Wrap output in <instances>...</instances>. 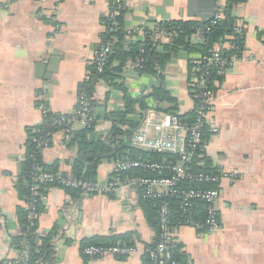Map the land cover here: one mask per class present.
Returning a JSON list of instances; mask_svg holds the SVG:
<instances>
[{"label":"crops","instance_id":"1","mask_svg":"<svg viewBox=\"0 0 264 264\" xmlns=\"http://www.w3.org/2000/svg\"><path fill=\"white\" fill-rule=\"evenodd\" d=\"M124 4L126 30L156 22L200 23L201 15H211L214 9L196 0H124ZM0 7V264H17L20 253L10 238L20 232L17 209L26 205L16 183L27 131L42 122L36 108L39 95L45 93L48 110L54 114H69L75 108L78 87L99 51L108 0H0ZM231 14L244 29L242 53L238 64L227 66L221 80L212 83L215 103L209 121L217 131L206 134L203 149L210 168L224 174L218 186L221 228L212 235L197 227L177 229L175 236L191 264H264V0H246ZM191 57L181 50L161 72L164 88L177 100L179 115L192 108L187 89L193 77ZM51 59L58 64L50 83L37 79V65H48ZM122 78L134 98L160 85L155 77L127 69ZM93 102L99 118L94 133L104 136L111 123L103 117L122 109V93L101 83ZM135 113L128 119L136 120L145 112L136 108ZM67 142L61 133L53 134L41 152L44 166L70 172L76 150ZM112 163L98 165L96 180L107 179ZM42 206L36 234L44 237L55 226L62 233L60 242L53 241L54 259L49 264H145L140 252L125 260L80 254L83 241L96 237L132 233L139 251L155 240L136 188L127 205L113 196L72 199L64 190L50 188Z\"/></svg>","mask_w":264,"mask_h":264},{"label":"built area","instance_id":"2","mask_svg":"<svg viewBox=\"0 0 264 264\" xmlns=\"http://www.w3.org/2000/svg\"><path fill=\"white\" fill-rule=\"evenodd\" d=\"M212 1L214 3L213 18L207 26H199L194 30L190 36L191 44H202L205 41L204 36L224 17L223 7L226 0ZM124 5V0H108V10L105 15L107 20L111 22L114 17L118 16ZM1 11L2 8L0 7V16L2 15ZM163 23L156 22L149 25L146 23L134 29L126 30L127 38H129L128 40H143L148 31L154 44H168L174 32L161 26ZM110 32L109 27H103L102 33L109 34ZM243 35V27L234 24L231 34L227 35L226 39L234 41L236 38L242 39ZM113 41L112 36H109V39L104 42L100 41L99 51L92 61L98 74L102 72L106 58L112 52ZM237 49L229 42L216 44L208 50L207 55L198 57L191 63L193 65L191 69L193 77L187 84V89L192 102L193 122L181 121L176 116L156 113L153 110L142 114L138 127L133 131L130 148L159 156H168L169 161L151 162L141 160V158L113 161L112 171L104 182L64 179L56 174L44 172L38 163L33 162L28 176L31 198L25 206L28 210L27 219L30 222L36 219L34 198L38 196L39 183L77 189L80 191L81 198L113 196L115 200L124 205L129 204V201L132 200L136 188L142 201L155 202L160 200L157 211L158 230L155 233V240L150 245L143 247L141 251L138 250L137 244L131 246L89 245L81 249V256L90 259L111 257L125 260L140 252L147 264H191L186 258L183 260L176 259V255L183 253V250L178 243L175 232L181 227H197L204 234L212 235L221 228L220 213L223 204L220 203L221 192L218 186L224 174L220 170L206 165L203 138L205 133L214 134L217 131L215 125L209 121L215 103L213 81H210L211 71L215 70L216 74H220V71L227 66L238 64L240 58L236 55L231 56L228 60L221 56L223 50L236 51ZM143 54L144 49L141 45L138 57L133 62H128L124 70L138 73L142 68ZM89 80L90 76L87 74L83 83ZM101 83L104 82L100 79L95 80L92 97L88 98L84 94L78 95L76 106L69 114L56 115L50 112L45 93L40 94L36 108L42 120L41 124L46 122L49 126L57 128V133H61L68 141L77 128H90L95 123L94 132H96L98 122H95L96 116L90 102L93 101L95 89ZM210 84L211 86H209ZM48 114L58 117L48 122ZM123 129L127 130V127H123ZM33 134H36L37 137L32 138L31 142L35 144L38 150H42L46 144L44 139L50 134H44L37 128H34ZM130 171L152 172L156 173L157 176L123 175ZM169 200H177L178 202L179 219L177 220L171 214ZM197 209H200L203 214L202 218L198 217ZM54 240L55 243L62 240L61 230L57 232ZM53 241L51 259L45 262L39 260L36 264H49L54 259ZM23 258H25V253L20 254V259Z\"/></svg>","mask_w":264,"mask_h":264},{"label":"trees","instance_id":"3","mask_svg":"<svg viewBox=\"0 0 264 264\" xmlns=\"http://www.w3.org/2000/svg\"><path fill=\"white\" fill-rule=\"evenodd\" d=\"M245 1L246 0H226L223 7V19L211 28L210 32L204 36L205 41L202 44H191L190 36L197 27L207 26L208 22L205 24L189 21L164 22L161 26H164L168 30H172L174 35L168 44L157 45L152 42L150 32L148 31L143 40H136L134 42L128 40L129 38H127L126 29H124L123 25V19L126 13L125 5L120 10L118 16L114 17L111 22L108 21L106 17H103V27H109L111 32L109 34L102 33L100 41L104 42L106 39H109V36H112L114 38L111 46L112 52L108 54L106 64L101 73L98 74L96 72L95 66L92 63L88 66L87 74L90 76V80L79 85L78 95L84 94L88 98L92 97L95 80L100 79L108 85V87L122 93V109L115 112H109L104 115L103 120L111 123L110 131L104 136H97L94 133L95 123L92 124L90 128H83L72 133L67 143L70 147H73L76 150V158L69 173H60L56 165L52 167L44 166L41 160L42 150H38L35 144L31 142L32 138L37 137L36 134H33L34 128H37L44 134H50V136L44 139L46 140L44 147H47L51 143V135L57 133L58 129L53 126H49L46 122L37 127L28 129L24 160L18 182L16 183L18 194L25 202V205L28 204L31 198L30 181L28 176L33 162L38 163L43 168L44 172L56 174L64 179H71L75 181H95L98 165L103 161H122L125 159L136 160L139 158H141V160L151 162H162L163 160L169 161L168 156H159L130 148L133 131L138 127L140 123L139 120L142 115L139 114L136 120H129L128 116L136 114V108H138L141 112H146L152 109L176 116L181 121L189 123L193 122L194 114L192 111L181 115L178 114L177 100L164 88L161 72L164 70L166 64L181 50L185 51L188 55H193V57L189 59V62L192 63L196 58L207 55L208 50L214 45L225 42L233 44L238 49L236 51L223 50L221 53L222 58L228 60L233 55L240 58L242 53L243 38H236L234 41H229L226 39V36L231 34L235 24V20L231 14L232 9L234 6L244 3ZM141 45H143L144 54L142 55V68L138 71V74L155 77L159 80L160 85L152 87L151 92L147 94L143 93L134 98L130 96L124 86L122 71L128 62H133L138 57ZM190 67L192 69L193 65L191 64ZM222 74V70L220 71V74H216V71L212 70L210 81L219 82ZM209 86H211V84ZM90 106H94L93 101L90 102ZM56 115L48 114L47 121L50 122V120L57 118L58 116ZM98 120L99 118L96 117L95 122L97 123ZM123 125L127 127V130L121 129V126ZM206 134L207 133H205L203 138L204 143L207 137ZM205 163L208 166L206 158ZM123 175L140 177L157 176L156 173L138 171L126 172ZM50 188H60L69 194L72 199L80 197V191L77 189L47 183H39L38 196L34 198V206L37 215L43 209L42 200L45 197L47 190ZM169 201L171 214L174 219L177 220L179 219L178 202L177 200ZM159 203L160 200L155 202H144L141 200L146 224L155 233L158 230L157 211ZM197 211L199 213L198 217L202 218L203 214L200 212V209H197L196 212ZM27 214L28 210L26 207H20L17 209L20 232L17 236L10 238V244L20 254L25 253V258H19V260L15 261V263L36 264L39 260L44 262L48 261L51 259L53 254L52 241L57 234L58 226H55L46 236L40 237L36 234L37 219L30 222L27 219ZM133 237L132 233L112 237H96L83 241V247L89 245L131 246L133 245ZM176 259L183 260L185 259V256L181 253L176 255ZM144 260L145 264H147L146 259Z\"/></svg>","mask_w":264,"mask_h":264},{"label":"water","instance_id":"4","mask_svg":"<svg viewBox=\"0 0 264 264\" xmlns=\"http://www.w3.org/2000/svg\"><path fill=\"white\" fill-rule=\"evenodd\" d=\"M196 1H197V3H204V4L210 3L211 6L214 7V3L212 0H196ZM213 15H214V9H213V12L211 15H201L202 19H201L200 23L205 24V23L209 22L213 18ZM57 64H58L57 59H51L48 62V65L38 64L36 67V70H37L36 71V78L50 83V77L53 74H56ZM47 90L49 92V89H47Z\"/></svg>","mask_w":264,"mask_h":264}]
</instances>
